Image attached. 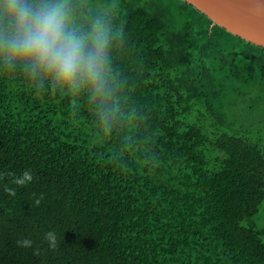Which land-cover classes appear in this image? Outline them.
<instances>
[{
  "label": "trees",
  "instance_id": "obj_1",
  "mask_svg": "<svg viewBox=\"0 0 264 264\" xmlns=\"http://www.w3.org/2000/svg\"><path fill=\"white\" fill-rule=\"evenodd\" d=\"M27 2L101 29L105 64L9 56L0 9V264H264V47L186 0Z\"/></svg>",
  "mask_w": 264,
  "mask_h": 264
},
{
  "label": "clouds",
  "instance_id": "obj_2",
  "mask_svg": "<svg viewBox=\"0 0 264 264\" xmlns=\"http://www.w3.org/2000/svg\"><path fill=\"white\" fill-rule=\"evenodd\" d=\"M0 9L15 27V31L3 41L9 56L31 61L60 82L74 84L78 80H87L99 86L106 43L101 29H96L93 46L89 47L84 37L68 27V12L61 3L35 7L27 0H0ZM31 179L28 170L19 182ZM45 238L50 246H55L53 232L46 233ZM22 243L30 246L32 242L25 239Z\"/></svg>",
  "mask_w": 264,
  "mask_h": 264
},
{
  "label": "water",
  "instance_id": "obj_3",
  "mask_svg": "<svg viewBox=\"0 0 264 264\" xmlns=\"http://www.w3.org/2000/svg\"><path fill=\"white\" fill-rule=\"evenodd\" d=\"M213 23L264 47V0H186Z\"/></svg>",
  "mask_w": 264,
  "mask_h": 264
}]
</instances>
